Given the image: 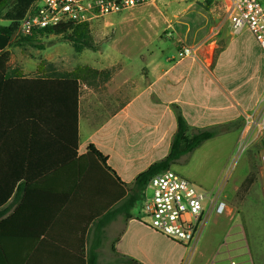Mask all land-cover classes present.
Returning <instances> with one entry per match:
<instances>
[{
	"label": "crops",
	"instance_id": "1",
	"mask_svg": "<svg viewBox=\"0 0 264 264\" xmlns=\"http://www.w3.org/2000/svg\"><path fill=\"white\" fill-rule=\"evenodd\" d=\"M192 5L182 9L181 21L175 13L167 20L157 8L143 11L160 17L156 31L180 26L192 32L191 40L207 41L209 13L194 11ZM12 41L0 46L9 52V69L18 71L12 77L45 80L66 73L51 71L50 57H44L46 65L30 66L21 51L10 48ZM203 48L207 55L199 49V56L182 59L149 50L140 55L138 67L118 53L108 55L105 65H89L108 76L99 75L91 84L77 81L76 148L64 122L44 115L48 108L27 106L23 119L19 108L0 109L5 113L0 116V264H86L89 248L98 242L94 223L107 211L125 207L135 177L168 154L177 115L188 133L238 123L169 168L202 190H214L241 143L244 120L260 110L264 51L247 31L231 35L228 22L216 43L211 40ZM36 111L47 121L28 118ZM90 145L105 158V166L94 157L90 166H77L75 159L86 155ZM135 206L127 217L122 211L101 227L98 264H119L116 254L141 264H179L184 247L150 229Z\"/></svg>",
	"mask_w": 264,
	"mask_h": 264
},
{
	"label": "rangeland",
	"instance_id": "2",
	"mask_svg": "<svg viewBox=\"0 0 264 264\" xmlns=\"http://www.w3.org/2000/svg\"><path fill=\"white\" fill-rule=\"evenodd\" d=\"M28 2L30 0H18L8 11V15L2 17L0 25L8 26L13 19L19 22L24 16ZM189 2H194L191 8L194 11L203 9L209 13L210 21L205 30L208 36L207 41H196L193 38L191 40L192 32L185 33L180 26L177 30L169 26L156 31L154 25L158 26V24H155V18L160 19V17L156 12L150 14L143 11L146 8H157L166 14L163 16L167 20L171 19L170 14L175 13L174 15L177 14L181 21L183 10L187 8ZM158 21L160 27L164 26V21ZM224 24L225 29L227 22L218 0H150L143 6L92 22L89 29L93 41L97 44L96 51L83 50L76 53L68 42L55 35L41 36L34 42V45L19 47L22 46L23 41L15 33L12 36L13 41L10 48L21 51L30 66L36 63L41 66L46 65L47 61L44 57H50L51 71L59 74L71 71L82 64L105 65L108 55H113V53H118L125 58L129 57L131 64L138 67L140 55L155 49L161 50L163 56L182 59L178 53L182 45H187L198 48L197 56H199V49L201 55L205 56L207 49H202V47L211 40H215L216 43L219 30L224 31L223 27L221 28ZM215 49V45L212 44L210 46L212 58ZM258 105L260 110L252 122L247 123V120H244L242 130L244 137L239 146L234 149L224 172L214 187V189L217 187L224 175L221 197L226 201L228 210L221 215L210 214L190 264H205L228 232L230 234L227 239L230 243L229 249H235L236 253L245 258L248 257V253L253 264H264V171H262L261 162V155H264V92L260 94ZM144 195L143 192L141 200L136 203L135 211L142 209ZM140 214L144 215L142 210Z\"/></svg>",
	"mask_w": 264,
	"mask_h": 264
},
{
	"label": "built area",
	"instance_id": "3",
	"mask_svg": "<svg viewBox=\"0 0 264 264\" xmlns=\"http://www.w3.org/2000/svg\"><path fill=\"white\" fill-rule=\"evenodd\" d=\"M150 0H37L18 22L15 35L28 37L40 29L57 25L61 21L87 23L140 7ZM228 22L231 34L249 32L260 50L264 51V0H218ZM197 47L182 45L180 58L197 57ZM248 119L246 122H252ZM241 138L244 137L242 131ZM242 141V140H241ZM264 171V155H261ZM225 176L217 187L205 191L181 174L168 169L148 181L142 201L146 225L186 250L179 264H190L201 239V233L211 213L225 214L226 201L221 197ZM226 233L222 242L206 264H253L247 258L229 249Z\"/></svg>",
	"mask_w": 264,
	"mask_h": 264
},
{
	"label": "trees",
	"instance_id": "4",
	"mask_svg": "<svg viewBox=\"0 0 264 264\" xmlns=\"http://www.w3.org/2000/svg\"><path fill=\"white\" fill-rule=\"evenodd\" d=\"M18 2V0H0V19L8 15V11ZM33 1L30 0L29 4ZM27 5V6H28ZM27 8V7H26ZM26 11V10H25ZM25 13V12H24ZM18 21L11 20L10 25H0V46L5 41H9L17 27ZM55 35L60 36L62 40L68 42L73 48L74 52L79 53L83 50H97V44L93 41L89 25L87 23H75L71 20L61 21L57 25L46 27L38 30L28 37H20L23 43L33 44L39 40L41 36ZM42 49V47H39ZM9 52L6 50L0 51V109L5 108H19L23 112H19L22 115V119L27 114L25 112L27 106L41 105L35 107L48 108L44 115H50L53 119L63 121L67 131V135L70 134L75 140L73 148H76V121H77V94L78 85L77 81L82 80L88 84L94 80L97 76H108L107 71H98L90 66L83 65L77 66L69 72H66L61 77H54L51 79L38 80V79H25L20 75L12 77L11 74L18 72L17 70H10L8 67ZM53 108V109H52ZM55 109V110H54ZM0 116L4 115L1 112ZM10 114V113H6ZM42 112L28 113V118L34 120H40L41 122L47 121V116L39 117ZM238 128V123L229 125H220L217 127L196 130L192 133H188V127L182 117L177 115V127L172 136L170 142V148L168 154L149 165V167L139 173L135 179L131 194L126 198L125 207L116 208L112 211H107L104 215L99 216L96 223H94L96 230L98 231L97 245H92L86 255V264H98L97 260V246L100 244L102 238L101 227L105 225L115 214L125 212V216L128 210L132 209L135 204L141 200L145 187L154 175L168 170L172 164L179 161L185 162L191 152L200 146L204 141L235 130ZM75 150V149H74ZM91 157H94L100 164L105 166V158L96 151L91 145L88 147L86 155H83L75 162L79 168L91 165ZM80 180V175L78 181ZM112 252H114L113 246H111ZM116 254V253H115ZM117 262L119 264H141L138 261L128 258L126 256L118 255Z\"/></svg>",
	"mask_w": 264,
	"mask_h": 264
}]
</instances>
